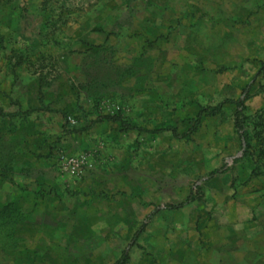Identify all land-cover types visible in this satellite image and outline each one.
Wrapping results in <instances>:
<instances>
[{"label": "rangeland", "instance_id": "374dc122", "mask_svg": "<svg viewBox=\"0 0 264 264\" xmlns=\"http://www.w3.org/2000/svg\"><path fill=\"white\" fill-rule=\"evenodd\" d=\"M121 257L264 264V0H0V264Z\"/></svg>", "mask_w": 264, "mask_h": 264}, {"label": "trees", "instance_id": "16d2710c", "mask_svg": "<svg viewBox=\"0 0 264 264\" xmlns=\"http://www.w3.org/2000/svg\"><path fill=\"white\" fill-rule=\"evenodd\" d=\"M233 102L239 107L243 105V99H237ZM219 108H220V104H217L209 111V113L215 114L216 112H218ZM203 110H206V109H203ZM104 118L110 119V120H119L121 125L125 128H136V129L144 130L146 132H149L152 136L160 132H164V131H171L173 134H176L174 126L167 120L157 122L152 128L147 129L144 127H139V126L136 127L134 125L128 124L125 120L121 119L119 115H104ZM238 127L242 129V125L239 123H238ZM124 262H125V257H121L115 264H123Z\"/></svg>", "mask_w": 264, "mask_h": 264}]
</instances>
